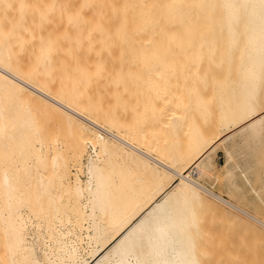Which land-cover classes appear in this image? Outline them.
Returning <instances> with one entry per match:
<instances>
[{"label": "bare ground", "instance_id": "bare-ground-1", "mask_svg": "<svg viewBox=\"0 0 264 264\" xmlns=\"http://www.w3.org/2000/svg\"><path fill=\"white\" fill-rule=\"evenodd\" d=\"M55 10L57 18L68 14L58 26L67 16L66 26H74L60 27L61 33L71 29L70 34L58 33L60 68L67 66V57L69 64H78V47L83 49L80 44L92 42L100 31L111 40L130 38L138 11L158 12L182 15L158 23L209 26L199 50L204 61L222 65L232 81L215 99L212 93L218 128L214 135L201 132L190 119L194 114L188 116L193 111L184 105L178 110H186L183 115L167 120L166 146L146 147V141L135 144L123 138L125 133L119 135L114 124L103 127L86 117L83 108L77 111L78 104L69 101L78 105L73 108L61 100L69 86L59 87L58 100L18 76L4 36L0 264H90L96 259L94 264H210L206 227L223 211L220 205L264 228L263 219L230 199L232 190L242 192L244 183H257L251 197L264 205V0H56ZM191 12L202 16H183ZM143 20L153 21L150 16ZM50 64L46 54V73ZM202 101L196 103L200 111L208 109ZM43 108L57 111L64 121L70 156L61 139L43 129L37 113ZM219 148L226 155L224 165L216 161ZM219 173L227 196L209 186Z\"/></svg>", "mask_w": 264, "mask_h": 264}, {"label": "rangeland", "instance_id": "rangeland-1", "mask_svg": "<svg viewBox=\"0 0 264 264\" xmlns=\"http://www.w3.org/2000/svg\"><path fill=\"white\" fill-rule=\"evenodd\" d=\"M55 6L56 0H0V40H3L4 36L7 37V40L2 42L11 51L12 65L18 76L47 90L58 100L62 95L59 89L69 86V91H65L66 94L62 95L61 100L66 99L65 103L68 102L70 106L72 103L69 101L78 104L77 108L75 105L71 107L77 111L83 108L81 112L86 117L103 127L112 129L109 125L114 124L123 131L121 133L116 129L119 135L125 133L127 136L124 134L126 137L123 135V138L129 141L131 138L136 141L135 144L146 141V147H162V144L166 146V139L169 138L167 123L172 114L181 116L186 112L183 110L182 114L178 111L182 110L184 105V108L189 109L188 112L190 109L193 111H190L188 116L194 114L190 119L196 122L195 125L205 135L212 136L218 130L217 119L214 120L216 105L213 104L212 95L214 94L215 99L217 91L229 85L232 78L222 65L204 61L202 50H199L200 42L209 26L158 23L159 20L165 22L168 17L182 15L158 12L147 14L138 11L137 24L131 34L133 37L114 36L111 40L108 37L103 38L101 31L94 32L95 36V33L99 32L98 36H94L95 41H85V44L82 42L80 45L83 44V49L78 47L83 55L81 59L80 54V62L69 64V61H66L69 57L63 56L68 64L60 68L57 37L66 32V27L70 25L66 26V22H69L67 16L68 21L62 19L61 25L58 26L59 20L65 18V13L61 18H57L60 13L57 15ZM148 16L153 21L144 24L143 19ZM183 16L196 18L202 14L191 12ZM64 26L66 27L61 33L60 27ZM81 28L82 32L83 27ZM80 29L77 32L72 30L80 33ZM68 32L66 34H70ZM106 32L107 29L103 33ZM110 32L118 34L117 30ZM75 53L76 51L73 52ZM46 54H49L51 59L49 73L44 71L42 65ZM217 56L215 55V58ZM194 95H198L195 97L199 99L191 97ZM202 100H206L208 106V109L203 106L205 110L202 107L203 113L199 109L201 107L196 104L197 101L204 103ZM205 111L210 113L207 118ZM37 113L46 134L49 137L57 135L69 155L68 146L71 141L67 138V127L58 112L43 108ZM193 117H196V120ZM207 120L209 122H206ZM82 132L81 128H77L79 135ZM187 132L183 136L186 139L189 138ZM64 139L68 146L65 145ZM143 147L146 148L145 145ZM220 173L209 182V186L215 192L227 196ZM243 186L248 187L250 191L241 193L232 190L230 199L237 206L264 220V206L256 203L251 197L257 183H244ZM220 206L224 208L223 211L217 212L206 227L210 264H264V228L234 209ZM248 224L254 225L260 231L251 232ZM96 261L97 259L92 260L90 264Z\"/></svg>", "mask_w": 264, "mask_h": 264}, {"label": "crops", "instance_id": "crops-1", "mask_svg": "<svg viewBox=\"0 0 264 264\" xmlns=\"http://www.w3.org/2000/svg\"><path fill=\"white\" fill-rule=\"evenodd\" d=\"M225 136V135H224ZM223 136V137H224ZM222 141V140H221ZM222 146V145H221ZM217 158H216V161L220 164V165H224L225 164V159H226V155H225V152L222 148H220L217 152ZM225 157V158H224ZM221 168V167H220ZM247 185V184H246ZM244 189L242 190L243 192L241 193H246V192H249L250 189L248 187H243ZM263 205V204H262ZM264 206V205H263Z\"/></svg>", "mask_w": 264, "mask_h": 264}]
</instances>
